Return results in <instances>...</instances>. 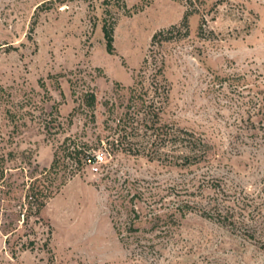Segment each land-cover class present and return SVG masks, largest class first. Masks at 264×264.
<instances>
[{"label": "rangeland", "instance_id": "obj_1", "mask_svg": "<svg viewBox=\"0 0 264 264\" xmlns=\"http://www.w3.org/2000/svg\"><path fill=\"white\" fill-rule=\"evenodd\" d=\"M192 7L186 31L184 0H0V264H264V0ZM151 99L204 159L151 158L117 125ZM55 150L57 190L23 224L25 174Z\"/></svg>", "mask_w": 264, "mask_h": 264}, {"label": "trees", "instance_id": "obj_2", "mask_svg": "<svg viewBox=\"0 0 264 264\" xmlns=\"http://www.w3.org/2000/svg\"><path fill=\"white\" fill-rule=\"evenodd\" d=\"M187 4V11L184 13L182 21L180 25H177V30L179 26H182L187 31L188 29V17L191 13L196 12V8L191 6L194 5L195 0H184ZM176 27V26H173ZM103 35L106 43V50L109 53L113 51V27L111 24L104 22L102 26ZM162 31H158L152 36V40L154 41L158 35H162ZM164 37V36H162ZM131 90L134 89L130 88ZM95 94L93 92H88L86 94L85 104L89 107H94L95 105ZM147 109L145 110V115L141 120L142 126H140L138 120L136 119V114H132L129 116L124 115L123 117H119L117 119V125H123V131L126 132V128L130 129V134L134 135V137L140 135V131H144L146 134V139L141 140L140 147H142V151L147 149L148 153H150L151 158L153 157H168L167 151H164V148H167L169 145H177V163L179 165L191 164L194 162H199L204 159L210 149V144L204 140V138L190 130L181 127H175L173 125L164 123L161 121L159 111L161 107L156 105L154 99L148 101L145 104ZM136 119V120H135ZM136 125V126H135ZM139 125V126H137ZM144 127V129H143ZM147 132V133H146ZM117 140V139H115ZM67 141L70 142L69 138H65L63 144ZM112 144H117L119 141L114 140L111 142ZM141 143H144L142 146ZM66 146L67 154L70 157L74 158V161L80 163L81 160L85 163L95 160V156L93 154H82V149L77 148L73 145L71 150L70 144ZM74 144V142H73ZM136 144V142H135ZM132 145V142H131ZM152 150H149V149ZM139 151L141 149L138 148ZM57 150L53 153V158L48 167H39L37 163L34 164V167L31 170H28V173L25 174V181H23V194L20 196L18 201L19 213L21 216V222L23 224H28L30 218L35 216L37 219L40 217V211L44 207L48 198L53 196L56 192L57 187L53 190L51 183L55 179V173L58 167V154ZM81 155V156H80ZM6 158L4 154L0 155V179L3 178L5 172L9 171V168L5 166ZM179 161V162H178ZM22 171L25 170V166L19 167ZM26 171V170H25ZM8 187L11 189L10 182L7 183L6 179L0 182V187L3 188ZM5 192V190L3 191ZM203 215L214 217L222 215V208H220V204L218 201H215L212 204V212H202ZM41 218V217H40ZM31 243V242H30Z\"/></svg>", "mask_w": 264, "mask_h": 264}]
</instances>
